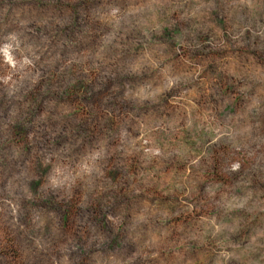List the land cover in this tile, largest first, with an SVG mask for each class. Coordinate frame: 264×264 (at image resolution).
Here are the masks:
<instances>
[{"label": "rangeland", "instance_id": "374dc122", "mask_svg": "<svg viewBox=\"0 0 264 264\" xmlns=\"http://www.w3.org/2000/svg\"><path fill=\"white\" fill-rule=\"evenodd\" d=\"M0 264H264V0H0Z\"/></svg>", "mask_w": 264, "mask_h": 264}, {"label": "trees", "instance_id": "16d2710c", "mask_svg": "<svg viewBox=\"0 0 264 264\" xmlns=\"http://www.w3.org/2000/svg\"><path fill=\"white\" fill-rule=\"evenodd\" d=\"M8 249L13 251L14 250V245H12V244L8 245Z\"/></svg>", "mask_w": 264, "mask_h": 264}]
</instances>
